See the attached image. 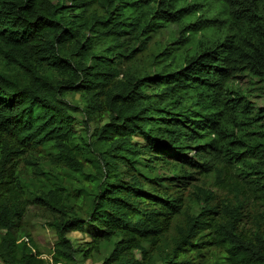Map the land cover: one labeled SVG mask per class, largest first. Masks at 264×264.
<instances>
[{"label":"trees","instance_id":"obj_1","mask_svg":"<svg viewBox=\"0 0 264 264\" xmlns=\"http://www.w3.org/2000/svg\"><path fill=\"white\" fill-rule=\"evenodd\" d=\"M95 1L103 13L85 14ZM176 1L0 0V264H71L111 239L102 264H145L182 208L181 197L155 188L158 162L172 163L168 178L185 187L213 170L211 155L264 201V107L230 85L240 71L264 79V0H222L224 17ZM168 22L181 46L136 63ZM68 93H79L82 107ZM97 115L105 121L89 133ZM33 148L75 172L74 190L89 202L84 214L66 211L69 191L58 181L46 197L33 194L54 214L50 262L21 229L18 182L1 192ZM207 202L178 228L161 264H214L197 259L210 247L229 264H264V228L248 235L240 206L221 215ZM76 230L90 237L88 248L67 237Z\"/></svg>","mask_w":264,"mask_h":264},{"label":"rangeland","instance_id":"obj_2","mask_svg":"<svg viewBox=\"0 0 264 264\" xmlns=\"http://www.w3.org/2000/svg\"><path fill=\"white\" fill-rule=\"evenodd\" d=\"M189 3L197 4V10H206L210 14H217L224 17L222 0H177L178 6L187 5ZM85 14L91 11L103 13L102 8L95 1L88 7ZM179 39L176 24L168 22L160 29L153 33L147 47L142 52H137L135 56L136 63H142L149 57L165 47L167 54H170L174 47L181 43L176 42ZM129 48L138 46L137 41L131 39L128 42ZM181 46V45H180ZM126 60V59H124ZM128 62L125 61L124 65ZM230 85L234 89L246 97V99L257 107H264V79L257 75H252L247 71L237 72L235 77L231 79ZM69 103L82 107V97L79 93H68L65 96ZM77 119V128L84 127L85 117L81 110L73 112ZM103 116H95L89 121V133H92L94 128L103 123ZM135 140L142 141L141 138L135 137ZM189 155H194L193 152H188ZM207 159L214 165L210 173L199 174L194 173L193 178L189 180V184L185 187H176L175 181L168 177L173 173L172 163L158 162L157 175L161 176V181H157L155 188L165 195L181 197L182 208L180 213L173 215L169 229L160 235L159 241L154 248H150L149 253L152 256L145 264H161L160 257L164 252L168 251L172 245L173 238L177 235L178 228H183L189 219L197 214L203 202L208 201L211 206L221 215L226 214L225 207L231 209L234 206H240L241 220L239 221V229L250 235L258 227L264 228V201L250 189L245 186L237 177L231 173L228 166L215 158ZM76 174L70 171L67 167L58 162L53 155L48 154L46 150L41 148L28 149L26 154L22 155L16 162L15 177L11 182L1 184V192L7 187H14L16 182V195L20 198V202L25 206L21 229L27 232L36 246L37 251L47 261H51V253L56 240L54 229L49 226L52 215L50 210L42 208L39 202H35L32 197L34 195L47 196L50 189L53 188L58 181L60 185L66 187L69 191L64 209L68 212L78 211L84 214L88 207L87 197L80 195L81 192L74 190L78 187L75 180ZM142 174V172H141ZM65 191H60L64 192ZM210 193V195L208 194ZM56 214V213H55ZM210 216L217 217L213 213ZM67 237L74 243L76 249L88 248L91 242L90 237L82 231H71L67 233ZM113 239L109 241H101L98 249H92L89 257H84L82 252L77 254V259L71 264H102L104 259L109 255L112 247ZM84 253V252H83ZM195 253L192 254L196 257ZM197 256V259L208 260L214 264H229L223 257L222 253L216 247H210ZM133 255L137 259H141L139 250H133Z\"/></svg>","mask_w":264,"mask_h":264}]
</instances>
